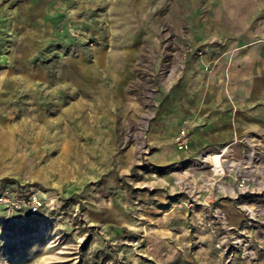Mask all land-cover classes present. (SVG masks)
<instances>
[{"label": "rangeland", "instance_id": "374dc122", "mask_svg": "<svg viewBox=\"0 0 264 264\" xmlns=\"http://www.w3.org/2000/svg\"><path fill=\"white\" fill-rule=\"evenodd\" d=\"M228 5L0 0V264H264V219L243 207L264 194L227 196L230 177L206 188L208 164L192 169L227 144L182 151L197 119L161 126L185 76L244 43Z\"/></svg>", "mask_w": 264, "mask_h": 264}, {"label": "crops", "instance_id": "0c3cea01", "mask_svg": "<svg viewBox=\"0 0 264 264\" xmlns=\"http://www.w3.org/2000/svg\"><path fill=\"white\" fill-rule=\"evenodd\" d=\"M226 1L232 15L244 19V43L236 44L232 54H219L218 66L210 73L203 74L195 66L197 71L185 76L170 97L174 105L163 114L161 126L174 133L184 119H197L191 142L194 154L244 135H264V0ZM256 18H260L258 24H254ZM229 97L235 100L236 113ZM240 222L241 215L234 212L232 223Z\"/></svg>", "mask_w": 264, "mask_h": 264}, {"label": "built area", "instance_id": "2783aa9c", "mask_svg": "<svg viewBox=\"0 0 264 264\" xmlns=\"http://www.w3.org/2000/svg\"><path fill=\"white\" fill-rule=\"evenodd\" d=\"M175 143L179 150L189 151L191 147V126L188 123L178 132ZM238 150H241V156L236 159L235 155ZM217 154L222 157V165L217 167L210 159L212 154H203L195 160L192 169L205 168L208 164L214 179L210 182L203 181L206 188L211 187L223 178L230 177L233 180L231 185H219L218 189L221 193L227 196L239 195H263L264 194V135L263 134H248L238 137L231 143L225 145ZM3 200V199H1ZM29 211L33 216L40 212L42 203L39 199L34 198L27 201ZM244 211L246 212L250 222L264 219V208L245 204ZM214 217L223 225L227 226V217L221 210L216 209ZM244 236L243 234H241ZM235 240V237H232ZM248 237H241L235 244L243 247V255L252 258L255 255L253 249L248 243ZM243 242H246L245 244Z\"/></svg>", "mask_w": 264, "mask_h": 264}, {"label": "bare ground", "instance_id": "6f19581e", "mask_svg": "<svg viewBox=\"0 0 264 264\" xmlns=\"http://www.w3.org/2000/svg\"><path fill=\"white\" fill-rule=\"evenodd\" d=\"M210 159L213 161L217 167H220L222 165V157L217 154H212Z\"/></svg>", "mask_w": 264, "mask_h": 264}]
</instances>
